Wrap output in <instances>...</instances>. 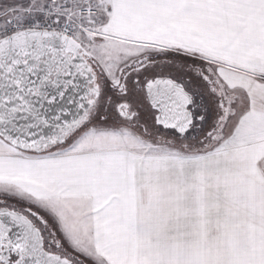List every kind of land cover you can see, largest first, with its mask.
<instances>
[{
    "label": "snow or ice",
    "instance_id": "snow-or-ice-1",
    "mask_svg": "<svg viewBox=\"0 0 264 264\" xmlns=\"http://www.w3.org/2000/svg\"><path fill=\"white\" fill-rule=\"evenodd\" d=\"M0 264H264V0H0Z\"/></svg>",
    "mask_w": 264,
    "mask_h": 264
}]
</instances>
